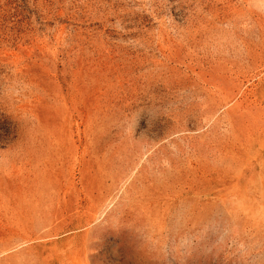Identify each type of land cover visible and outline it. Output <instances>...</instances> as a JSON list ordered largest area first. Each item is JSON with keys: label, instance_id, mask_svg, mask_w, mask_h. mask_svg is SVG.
<instances>
[{"label": "rangeland", "instance_id": "obj_1", "mask_svg": "<svg viewBox=\"0 0 264 264\" xmlns=\"http://www.w3.org/2000/svg\"><path fill=\"white\" fill-rule=\"evenodd\" d=\"M0 264H264V0H0Z\"/></svg>", "mask_w": 264, "mask_h": 264}]
</instances>
